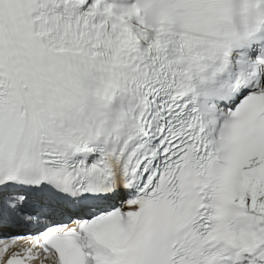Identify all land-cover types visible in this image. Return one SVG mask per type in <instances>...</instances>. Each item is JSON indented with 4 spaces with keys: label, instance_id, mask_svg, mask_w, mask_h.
<instances>
[{
    "label": "snow or ice",
    "instance_id": "snow-or-ice-1",
    "mask_svg": "<svg viewBox=\"0 0 264 264\" xmlns=\"http://www.w3.org/2000/svg\"><path fill=\"white\" fill-rule=\"evenodd\" d=\"M0 264H264V0H0Z\"/></svg>",
    "mask_w": 264,
    "mask_h": 264
}]
</instances>
